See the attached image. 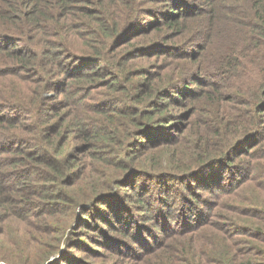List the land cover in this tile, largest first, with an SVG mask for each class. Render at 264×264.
I'll use <instances>...</instances> for the list:
<instances>
[{
	"label": "trees",
	"instance_id": "trees-1",
	"mask_svg": "<svg viewBox=\"0 0 264 264\" xmlns=\"http://www.w3.org/2000/svg\"><path fill=\"white\" fill-rule=\"evenodd\" d=\"M181 1L0 0V44L6 40V44L0 46V64L6 63L0 65V78L8 75L15 82H28L24 86L29 89L27 98L30 99L27 105L17 99L23 97L19 92L9 98L0 94V128H5L1 125L3 121L6 123L12 119L13 124L17 122V118H4L2 108L8 105L9 109L22 112L31 111V107L36 105L41 114H46L43 98L49 96V90L56 92V88L46 84L53 80L50 74H58L53 76L61 78L65 99L82 91L79 99L74 100L80 114L77 118L73 117L69 125L75 126L76 136L82 140L80 153L83 159L82 163L76 164L69 156L62 155V144L69 141V128L59 130L65 120L62 115L53 122L42 119L37 136L19 137L13 133L5 136L0 129V146L6 144V137L13 139L14 144L26 138L30 145L37 146L30 150L21 149L24 145L13 146L9 152L16 151L13 157L9 154L0 157V235L4 231L3 221L9 218L17 220L21 204H34L32 202L36 199L33 196L54 199L58 202L56 204L81 207V213L86 214L90 210L86 204L102 198V191L98 192L101 188L116 189L125 185L131 192H124L123 195L133 198L132 202L138 210L148 206L150 195L155 193L158 195L155 196L157 204L168 206L172 191L180 188L179 192H182V185L185 186L196 172L213 164H223L222 172L228 168L235 169L233 174L229 171L225 177L221 172L216 182L230 180L225 190L220 189V185L216 192L218 197L223 193L229 194L226 205L222 207L226 211H214L211 220L202 219L209 204L199 197L201 193L193 190L195 193L190 197L189 208L193 205L194 213L190 214L188 207L179 203L176 206L179 223L170 232L163 233L164 236L151 245L153 247L148 246L140 252V257L131 256L134 257L131 262L264 264V171L260 163L261 158L264 160V148L259 152L252 149L254 145L264 146V0H204L205 6L201 7V11H184L185 4ZM146 3L160 4V8H143L141 5ZM224 11L232 15L226 17ZM200 13L204 14L202 21L206 25L204 36L214 34L217 42L227 40L224 47L232 45L233 48L226 56H218L223 48L215 56H209L210 61H217L212 72L218 73V80L210 72L201 75L202 68L195 72L188 68L190 71L184 75V67H170V62L177 59L192 63L193 59L182 51L186 49L184 45L189 44L186 42L193 39L199 25L194 15ZM226 18L229 19L227 25L217 28V24ZM187 20H191L190 32L186 30ZM143 22L147 25L144 26ZM133 28H137L135 33H132ZM182 35L184 38L181 39ZM150 57H155L157 61L172 57L164 67H160L173 76L168 78L166 86L153 85L156 74L141 70L134 64L137 58ZM32 74L35 76L30 77ZM136 75L142 79L133 81L131 78ZM237 75H244V79L241 81ZM234 78L239 82L233 81ZM31 82H36L35 87L28 86ZM190 82L195 89L189 86ZM94 86L104 88L96 91L102 94L101 100L86 103L89 89ZM124 93L134 100H141L150 93L151 96L146 101L148 104L141 107L118 105L120 101L125 103L120 97ZM198 95L204 97L207 105L216 104V111L209 109L206 115V118L215 121L204 124V137L195 140L188 151L177 153L174 165H169L173 159L168 157L157 163L169 173L162 175L163 171L156 173L152 169L147 175L139 167H133L140 163L135 161L139 151L135 149L144 145L141 138L147 136V130L165 136L163 139L157 137L155 141L149 139L147 143L152 141L148 146L162 147L159 144L167 146L176 142L182 124L178 127L173 124L167 135L163 129L181 116L173 117L175 115L168 111V107L184 105L186 97ZM237 110H243L248 118L234 121ZM89 118L95 119L94 125H89ZM216 121L224 122L225 126L220 131L213 129ZM242 123L249 127L244 135L236 128ZM240 144L244 149L239 151L243 155L238 160L253 157L256 163L230 162L231 154L238 153L234 149ZM99 164L110 167L109 173L97 174L89 187L81 185L89 171L95 172ZM158 166L156 169H161ZM249 166L252 171H249ZM25 168L27 175L12 179ZM131 175L135 180L132 185L125 183ZM33 176L37 177L35 181ZM145 176L149 177L145 179ZM78 179L80 182H77ZM154 179L158 184L152 183ZM147 182L154 187L150 189ZM74 185L80 186L76 190L65 187ZM24 187L36 188L22 192ZM7 189L13 193L8 194ZM247 190L250 191L245 193ZM194 198L199 199L200 204H195ZM160 205L156 208L158 212L162 209ZM117 207L110 212L104 208L98 211H106L107 216L111 213L116 224L123 223L126 203L119 199ZM49 211L50 208L43 212ZM230 212L240 219L232 217ZM24 214L23 217L28 220V229L24 231L29 233L24 247L15 252L6 246L9 243L16 245L15 242L0 236V259L9 264H48V258L55 252L54 245L44 242L43 233L49 221L43 217L41 210ZM107 216L104 217L106 220ZM182 221L186 225L180 226ZM162 228L165 229L161 225Z\"/></svg>",
	"mask_w": 264,
	"mask_h": 264
},
{
	"label": "rangeland",
	"instance_id": "rangeland-1",
	"mask_svg": "<svg viewBox=\"0 0 264 264\" xmlns=\"http://www.w3.org/2000/svg\"><path fill=\"white\" fill-rule=\"evenodd\" d=\"M184 1L185 0L181 1L183 4H185L183 8L184 11H201V7L205 6L204 0H187V2ZM141 6L143 8H147L148 6H153L156 9L160 8V4L153 3H146L142 4ZM160 10H164V8H161ZM143 13L149 12L145 11ZM223 13L226 17L232 15V13H230L229 11H224ZM194 17L199 20V25L193 33L192 41L186 42V44H189L184 45L186 49L182 51L189 58L193 59V61L192 63H189L186 60L180 61L177 59L176 62H170V67L173 65L181 68L184 67V75L187 74L190 70H193L195 72L197 69L202 68L201 75L203 73L210 72L212 73L214 78L218 80L220 78L218 73L212 72V67L216 65L217 61H210L209 56H215L218 51L222 48L223 50L218 56H226L228 53L232 52V45L224 47L227 44V40H224L223 42H217L216 38L214 37V34L212 36L205 37L204 31L206 29V25L205 21H202V19L204 18V14L200 13L194 15ZM228 20L227 18L223 19L221 23L217 24V28L222 25H227ZM142 24L146 26L147 22H143ZM185 25L186 30L190 32L191 20H187L185 22ZM215 30L216 29H209V31ZM136 31L137 28L132 29V33H135ZM188 34L189 33H187L186 36ZM180 38H184V35H182ZM188 39L189 38H187V40ZM3 43L6 44V40H4L2 44H0V46L3 45ZM7 58L9 59V57ZM171 58L172 57H167L166 59L160 61H157L155 57L144 59L137 58L134 60V64L140 67L141 70L145 69L148 73L154 72L156 74L152 80L153 85L162 84L163 86H166L168 78L173 76H170L164 70H161L160 67H164L165 63L171 60ZM3 60L7 61L6 59ZM4 64L6 63L0 65ZM188 68H190V70ZM0 69H2V67ZM0 74L2 73L0 72ZM50 75H52L51 77L53 78V80H51L50 83H47L46 86H53L54 88H56V92L51 93L52 90H49V96L43 98V101L47 107V113L41 114L40 108H37L36 105L33 108L31 107V111L29 110L27 112L26 110L22 112L19 111V109H9L8 105L6 106L7 109L2 108L4 118H6L7 116H10L11 118H17V122L16 124H13L12 119L6 123L3 121L1 125H3V127L7 129H0L5 134V136H10L12 133L18 135L19 137H28L31 135L37 136V133L39 132L38 127L41 126L42 119L47 118L50 119L51 122H53L56 121L60 115H62V117H65V120L60 124L59 130L61 131L63 128L65 129L67 127L69 128V132L67 135L69 141L62 144V150L64 149V151H62V155H67L72 161L76 162V164H80L83 161L80 153V149L82 147V140L77 138L75 126L69 125V123L72 121L73 117L77 118V115L80 114V109L75 105L74 100L79 99V96L82 91H77L69 98L67 97V99H65L63 96L64 86L61 82V78L59 76H53L58 74L52 73ZM34 76L35 75L32 74L30 77ZM236 77L240 78L241 81L244 79V75H237ZM237 78H234L233 81H238ZM131 79L133 81H140L142 78L136 75L133 76ZM24 83L25 82L22 81L15 82L11 80L10 76L4 75L0 78V94L3 95V97L9 98L10 95L16 96L17 92H19L23 94V97H17V99L23 101L24 103H27L28 105V103H30V99L27 98L29 89L28 87L24 86L25 84L27 85L28 82L25 84ZM20 85L21 89L18 90ZM35 85L36 82H31L28 84V86L31 87H35ZM189 86L195 89V85L192 82L189 83ZM103 89L104 88L98 86L90 88L89 96L85 100L86 103L100 101L102 94L96 93V91ZM58 91H60V94L58 93ZM181 93H184V91H181ZM150 96L151 93L141 98V100H134L126 93H124L120 97L123 98L126 104L120 101L118 105L131 106L132 104H134L138 107H141L145 104H148L146 101ZM65 100H67V102H64ZM0 102H2V100H0ZM62 105L64 106L60 107ZM214 105H216L215 102L214 104L212 103L211 105H207V103L204 101V97H202V95H198L194 96L193 98L186 97L184 105L169 106L168 111L175 115L173 117L181 116V118H177V120H174L173 123L169 126H166L163 131L167 135L169 127H172L173 124H175V127H178L179 124H182L179 138L176 140L175 143L167 146L165 144H159V146H162L164 148L152 146L154 144H150L151 146H148L147 144L150 143L153 139L154 141L158 140L157 137H160L161 134L156 135L150 132V130H147V132H149V135L147 134V136L141 138L143 141L142 143L144 145H137L139 148L135 147L136 151L139 150L137 152L138 156L135 161H140V163L138 164L136 162L137 164H134L133 167H139V169H141V171L145 172L147 175H149L150 170L152 169L154 170V172L163 171L161 173L162 175L169 173L168 171H166V169H163V165H158L163 162V158L167 157L169 159H173V163H170L169 165H174L175 159H177L178 157L177 153L182 151H188L193 146L195 140H197L199 137H204V124L215 121L213 118H206V115L209 114V109L216 111ZM156 106L157 103H155L154 107ZM177 113L181 114L178 115ZM235 113L236 114L234 115V121L236 119L240 122L248 118L247 115L243 112V110H237ZM112 118L113 117L111 116L110 119ZM89 120H91L88 121L90 123L89 125H92L93 121H95L94 118H89ZM231 124L229 125V127L231 126ZM212 126L213 129L220 131L221 127L225 125L222 121H216V123ZM236 128L242 132V135L246 134L249 131V127H247L245 123L240 124ZM164 137L161 136L159 139H163ZM149 139L152 140L147 143ZM13 142V139L6 137V144L4 143L0 146V157H4L7 154H9L8 156L13 157L16 151L9 153L13 146L24 145L21 148L23 150H30L37 147L36 144L30 145V143L27 142L26 138L20 139L19 141L15 142V144ZM263 148V144H260L259 146L254 145L252 147V149L258 150L257 152L263 150ZM241 149H244L241 144L234 149V151H237L238 153L234 154L233 152L231 154L232 158L230 159V162L239 161L238 157H241L243 155V152H239ZM251 159H253V157H248L245 160L239 162H248L251 165L252 163H256V159ZM158 162L159 164H157ZM183 162L186 163V161L184 160ZM260 163L262 166L261 169L264 171V160H262V158L260 159ZM222 165L223 164H213L196 172L195 175L188 180L185 186L182 185V188H184L182 192H179L180 188H176V190L172 191L168 206H166L165 203H162L160 205V203L158 202V204L162 208L160 212H158V210L156 209L159 208V205L157 204L156 200L157 197H155L158 196L156 193L152 195L150 191L149 195H151L148 200V206H146L143 210H138L132 202L133 198H126L123 195L124 192H131V190H129L128 187L125 185L116 189L110 187V189L102 190L101 188L98 192L102 191V193L100 194L102 195V198L99 201L95 202L93 200L90 204H86V206L90 208V210H88L86 214L81 213V207L73 205L69 206L66 204H56L58 202H56L54 199L44 200L43 198H37V196H33L34 199H36L35 202H32L34 204H24L25 206L21 204V213L18 215L17 220H12V218H9V220L3 221L4 231L0 236L4 239L14 241L16 245H14L13 243H9L6 246L11 250L13 249L15 252H20L22 250L21 246L24 247L25 237L29 236V233H26L24 231V229H28L26 227L28 220L27 217H23L25 216L24 213L34 214L36 212H40L41 210L43 213V217H47L46 221H49V224L45 228V232L43 233V235H45L44 242L49 245H54L53 249H55V252L48 258V264H136V262H131L134 257H140V252L145 251L146 247L155 244L157 240L160 239V237L164 236L163 233L166 234L170 232V230H172L174 226L177 225L176 223H179L177 219L178 207H176L179 203H182L183 206L188 207V209L190 210V214L194 213L192 208L193 205L191 206V208H189V201H191L190 197L193 196L195 193L193 192V190L197 191L198 193H201L202 196L199 197L202 198V201L206 200L209 204L206 207L207 214L203 216L202 219L204 218L211 220V218L214 217V211H226L223 210L222 207L226 205V201L227 198H229V194L223 193L218 197V195H216V192L220 185V189L225 190V188L230 185V180H228L227 182H221L220 180L219 184H217L216 182L222 174L223 177H225L226 173L229 171L233 174V171H235V169L231 170V168H228L224 172H222ZM157 166L161 169H156ZM222 168L225 167L223 166ZM220 169L221 171L219 172ZM252 169L253 168L249 166V171H252ZM110 170L111 168H108V166H104L102 164L97 165L95 168V172L91 173L89 171L88 176L85 177L81 185L89 187L93 178H95L97 174L104 175L109 173ZM43 171H45V169H43ZM27 174V168H25L24 170L22 169L19 174H16V176H14L12 179H21ZM232 174H230V177ZM136 177L137 175H135V178ZM148 177L149 176H145V179H147ZM36 179L37 177L33 176V181H35ZM133 179L134 176L131 175L128 181L125 183H131L132 185L135 181ZM227 179L228 178H226V180ZM2 180H4L5 182L9 181L8 179ZM77 182H80V179H78ZM152 183L158 184L156 179L152 180ZM148 184L150 185V189L154 187L153 184ZM79 186L80 185L65 187H70L76 190ZM35 188L36 187H24L22 192H24L26 189L29 191H33ZM249 191L250 190H247L245 191V193H248ZM6 192L8 194L13 193L11 189H7ZM119 199H121L122 203H126V208L124 209L126 212L124 222H118L116 224L114 222V220L116 219L111 215V213H109L110 215L107 216L108 213L104 212L108 211V209L109 212L111 210L117 209ZM194 202L197 205L200 204L199 199H195ZM105 203L110 208H108ZM218 205H220L221 208H217ZM48 208H50V211L48 213H44V209ZM100 208H104L106 211H98V209ZM162 213L165 215L161 216ZM230 214L232 217L240 219L236 216V214L231 212ZM105 216H107L108 220L104 218ZM184 222L185 221H182L180 226L186 225ZM161 225L164 226L165 229H161ZM131 256L134 257L130 258ZM0 264L9 263H6L2 259H0Z\"/></svg>",
	"mask_w": 264,
	"mask_h": 264
}]
</instances>
